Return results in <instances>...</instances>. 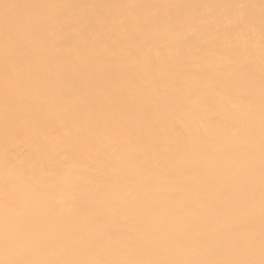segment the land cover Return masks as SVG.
<instances>
[{"label":"bare ground","instance_id":"bare-ground-1","mask_svg":"<svg viewBox=\"0 0 264 264\" xmlns=\"http://www.w3.org/2000/svg\"><path fill=\"white\" fill-rule=\"evenodd\" d=\"M264 0H0V264L264 258Z\"/></svg>","mask_w":264,"mask_h":264},{"label":"snow or ice","instance_id":"snow-or-ice-1","mask_svg":"<svg viewBox=\"0 0 264 264\" xmlns=\"http://www.w3.org/2000/svg\"><path fill=\"white\" fill-rule=\"evenodd\" d=\"M260 169H261V220L259 238L261 243V252L264 256V139L261 141L260 149ZM34 264H184V262L175 261H125V262H90V261H61V262H34ZM199 264H253L251 261L234 260V261H213L199 262ZM259 264H264L262 258Z\"/></svg>","mask_w":264,"mask_h":264}]
</instances>
